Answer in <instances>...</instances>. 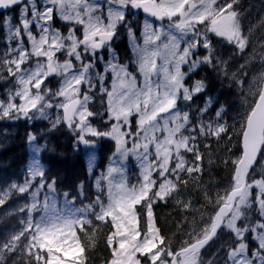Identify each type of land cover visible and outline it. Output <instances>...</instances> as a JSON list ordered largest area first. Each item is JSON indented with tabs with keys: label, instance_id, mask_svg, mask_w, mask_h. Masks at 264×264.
Returning a JSON list of instances; mask_svg holds the SVG:
<instances>
[{
	"label": "snow or ice",
	"instance_id": "snow-or-ice-1",
	"mask_svg": "<svg viewBox=\"0 0 264 264\" xmlns=\"http://www.w3.org/2000/svg\"><path fill=\"white\" fill-rule=\"evenodd\" d=\"M238 5L239 0H0V10L16 12L0 16V28L7 29L0 82L12 84L0 99V120L49 119L48 110L55 108L59 114L52 128L65 124L78 145L91 148L104 138L115 144V159L96 179L95 199L87 203L68 192L61 200L56 181L46 176L35 156L22 184L0 189V206L13 195L26 199L17 209L25 214L21 227L0 241V264L10 259L11 264H89L101 224L109 227L105 244L110 258L105 264H205L202 250L223 228L234 237L224 264H264V172L258 179L253 175L258 159L264 160V36L252 44L253 32L264 28V17L246 30ZM140 12L147 17L142 43L128 20ZM57 20L69 26L66 32L56 26ZM121 27L128 31L138 75L113 62L112 41ZM212 37L246 57L239 75L231 74L243 93V111L232 125L220 123L223 106L215 121L204 122L211 97L198 110L195 124L179 106L204 91L203 81L185 84L188 73L201 64L229 75ZM200 48L205 55L198 54ZM257 58L261 68L249 78V66ZM109 73L110 88L105 86ZM49 77L59 78L55 91L46 84ZM96 96L106 104L102 113L90 109ZM96 116L104 118L103 129L93 125ZM230 131L239 145L238 154L224 160L231 165L230 184L214 199L205 190L213 212L207 219L202 214L199 223L193 220L174 246L156 226L153 205L171 197L182 208H193L190 199L179 197L182 186L202 174L199 139L219 141L224 134L231 141ZM28 140L36 137L29 134ZM40 150L33 148L34 153ZM129 157L140 169L136 183L129 182L123 164ZM94 160L89 159V172Z\"/></svg>",
	"mask_w": 264,
	"mask_h": 264
},
{
	"label": "trees",
	"instance_id": "trees-1",
	"mask_svg": "<svg viewBox=\"0 0 264 264\" xmlns=\"http://www.w3.org/2000/svg\"><path fill=\"white\" fill-rule=\"evenodd\" d=\"M56 26L66 32L68 25L56 22ZM121 47L117 48V54L120 59L128 55V49L125 40H120ZM3 47V30L0 28V49ZM214 92L213 86L208 87ZM219 92L218 99L224 101L227 106V123L232 125L236 123V116L233 115L234 103L233 98L224 89H217ZM97 109L94 112H100L102 108L101 101L98 97L94 102ZM93 104L90 105L91 109ZM44 123L37 121L28 124L22 121L20 125L9 130L2 129L1 132L9 134L8 142L4 148L0 149V189L5 188L12 180H20L23 175L24 165L27 159L26 136L29 132L36 134L38 141L45 139L46 146L41 152V159L47 165L45 170L46 176L56 181L55 187L58 191L70 193L77 196V188L83 183L88 191L89 197L92 195L91 184L87 181V172L85 167L83 152L75 143L73 132L63 124L51 129L48 133L41 134L44 130ZM12 133V134H11ZM232 135L231 141L228 135H223L220 140H212L210 143L202 142L200 151L203 154L202 174L198 181H191L186 188L182 186V200H191L193 208H182L174 198H168L167 202L158 203L153 207V214L156 220V226L160 228L161 234L170 239L174 246L184 238V234L191 229L192 222L195 220L199 223L201 215L208 216L213 212L211 204L207 202L204 196L205 190L209 195L215 198V192L210 193L213 187L211 182L217 183L219 187L226 188L231 181V165H225L224 160L237 150L238 138ZM207 144L209 147L205 148ZM113 143L102 140L98 149L99 160L98 169H103L108 155L113 150ZM231 149V151H229ZM237 152V151H236ZM98 224L100 222H97ZM19 224L14 216L8 217L6 222L0 225V241L7 238V235L14 230H18ZM109 232L108 225L101 224L98 229V243L96 248L90 254L89 264H105L110 258V250L105 244L106 235ZM216 243V242H215ZM224 253L219 252L214 246H210L204 253L203 259L205 264L212 261L213 264H223ZM11 264V259L9 260Z\"/></svg>",
	"mask_w": 264,
	"mask_h": 264
},
{
	"label": "rangeland",
	"instance_id": "rangeland-1",
	"mask_svg": "<svg viewBox=\"0 0 264 264\" xmlns=\"http://www.w3.org/2000/svg\"><path fill=\"white\" fill-rule=\"evenodd\" d=\"M259 1H262V0H254V2L251 3V5H253V4H255L256 2H259ZM96 2L103 3V0H96ZM239 2H240V0H239ZM248 8L244 9L241 13L245 12L246 10H248ZM262 14L264 15V8L261 10L259 6L253 7L247 13V15H246V18L249 20V22H251L250 26L251 25H256L258 23V21L263 17ZM15 15H16V13L15 14L14 13H9L6 16H15ZM145 18H147V17L146 16H143L139 20L137 17H132V16H129L128 17V20L131 21L133 31L136 34L137 41L138 42H141V43H142L141 32H142L143 21H144ZM57 22L63 24L62 21L57 20ZM157 24H159V22H157ZM262 30H263V28H259V27L256 28V30L253 32V37L255 38L256 35L259 32H261ZM118 34L121 35V36H126L127 37V39L129 40L130 47L132 49V44H131L130 37L128 35L127 29L121 27L120 29H118ZM262 34L264 35V32H262ZM6 36H7V29L5 28V46H6ZM212 40H213V44L215 46L216 55L219 58V60H222V61H226L227 62V69H228L229 75L226 77L224 75V73L220 70L219 67H212V66H209V65H206V64H201L194 71L188 73V75H190V74L194 73L196 70L201 69L200 70L201 71L200 76L203 78L204 83L206 85L204 91L201 92V93H198V94L194 95L193 98L194 97L195 98L202 97V98L205 99V104H206L207 100L209 99V96H208V94L205 93V91L209 87L210 84L213 86V89H214V92L213 93L214 94H219V92L217 90L218 88L219 89H224L226 92L231 93L232 96H233V103H234L233 115L237 117V121H238L239 115L243 111V108H242L243 93H242V90H241V86L232 78V75L231 74L233 72H236L239 75V72H238L239 65L245 62L246 57H241L239 54H234V47L232 45H229L226 42L220 41L216 37H212ZM253 43H254V41H253ZM253 46H254V44H253ZM4 49H5V47H4ZM4 49H2L1 53L4 51ZM112 49H113V47H112ZM198 54L200 56H203V55L206 54V50H204L203 48H200L198 50ZM103 55H104L105 60L110 59V55H109V53H108L107 50L104 51ZM115 55H116V60L113 61L114 63H119L120 65H126L128 71L130 73L137 74L136 73L135 56L133 54V50H132V60L129 63L128 62H124V63L119 62L118 56H117L116 53H115ZM193 59H195V57H193ZM98 67L102 70L103 65L101 64ZM212 68H218L221 72H217L215 70L214 71H211ZM260 68H261V64L259 63V58H257V62L252 63L249 66V69H248L249 78L254 73L258 72L260 70ZM182 70L187 72V65L183 66V69ZM240 78L241 79H245L244 77H240ZM52 79L54 80V84H55L54 87H51L50 82L48 80L46 81V84L53 91H55L60 86L59 85V78L58 77H53ZM138 79H139V76H138ZM111 82H112L111 73H109L108 78L105 81V86H107V87L110 88ZM194 84L195 83H193L192 86ZM11 87H12V84L11 83H4L3 84V86H2V88L0 90V99H3L4 98V94H5L6 89L11 88ZM243 91L244 92L247 91V80H245V87H244ZM97 97H98V101H101V97L100 96H96L94 98L93 102L91 103V104L94 105L93 106V109H97L98 108L94 104V102L96 101V98ZM104 99H106V98H104ZM192 101H193V99H192ZM192 101H188V102L181 101V102H179V106L182 108V110L189 112L191 119L192 118H195L196 115H197V111L194 110V108L191 107ZM213 104H214V100L212 99V106H213ZM105 107H106V104H102V108L100 110L101 113L104 112ZM211 107H209V108H211ZM48 111H49V119H42L41 118V119H32V120H28V121L29 122H32L34 120L41 121L45 125H47L48 128H51L52 127L51 126V122L56 119V116L59 113H58V110L55 109V108L50 109ZM199 117H200V113H198V118ZM215 119H216V117L214 116V118L211 119V121H215ZM5 121H12V120H0V126ZM208 121H210V120H206L204 122H208ZM92 123H93V125H96V127L101 128V129H103L105 127L104 118H102L100 116H96V117L92 118ZM133 126H135V118H133ZM105 139H107V138H105ZM112 142L114 143V141H112ZM37 146H39L40 149H42V146L39 145V144H37L36 141H34L32 143H29V140H28V153H29V155H28L27 163L25 165V171H24L25 174H24V178H23L22 182L21 183H18V184H22L24 182V180L27 178V175H28V167L32 163V160H33L34 156L39 159V155H40V151L41 150L38 153H34L33 152V148L34 147H37ZM79 146L81 147V149H83L85 151L86 168H87L88 176L89 177H93L92 178L93 190H94V193H95V196H96V193H97L96 183H95L96 182V179L98 177H100L103 173L106 172L107 168L109 167L110 164H112V162L115 159V157L112 154L110 156V158H109V161L107 163V166H106L105 170L103 172H98L97 174H95L94 173V170H95V166H96L97 159H98V157H97V147H98V143L96 142L95 146H93L91 148H88V147L84 146L83 144H79ZM114 146H115V144H114ZM114 151H115V149H114ZM92 156L95 157L94 167H93L92 171L89 172V159ZM40 163H41V161H40ZM123 164H124V167L126 169V175H127V178L129 180V182L130 183H136L137 178L139 177V172H140V169L138 167V162L135 160L134 157H129V159L127 161H124ZM116 166H119V162L117 163ZM262 172H264V160H262V162H261L260 166L258 167V169H257L254 177L257 178V179L260 178V175H261ZM210 185H212V187H213V189H210L209 190L210 193H212V192L213 193L214 192L216 193L217 191H220V192L223 191V189L221 187H219L217 185V183L211 182ZM59 197H60L61 200H63V194H59ZM94 199H95V197H94ZM79 200H78V202H79ZM25 202H26L25 197H22L20 195H13L5 203V205L0 206V210L5 211L4 212L5 215H7V214H13V215H15L19 219V222H20L21 219H24L25 218V214L24 213H21V212H18L17 209L21 205H23ZM84 203H87V202L84 201ZM253 218L254 219L258 218V217H256L255 213L253 214ZM8 235H7V237H8Z\"/></svg>",
	"mask_w": 264,
	"mask_h": 264
},
{
	"label": "bare ground",
	"instance_id": "bare-ground-1",
	"mask_svg": "<svg viewBox=\"0 0 264 264\" xmlns=\"http://www.w3.org/2000/svg\"><path fill=\"white\" fill-rule=\"evenodd\" d=\"M4 148V147H3ZM42 163H43V165H44V167H45V169H47V165L42 161ZM212 186V185H211Z\"/></svg>",
	"mask_w": 264,
	"mask_h": 264
},
{
	"label": "water",
	"instance_id": "water-1",
	"mask_svg": "<svg viewBox=\"0 0 264 264\" xmlns=\"http://www.w3.org/2000/svg\"><path fill=\"white\" fill-rule=\"evenodd\" d=\"M2 11H4V10H0V12H2ZM210 241H211V240H210ZM210 241H209V242H210ZM209 242H208V243H209Z\"/></svg>",
	"mask_w": 264,
	"mask_h": 264
}]
</instances>
